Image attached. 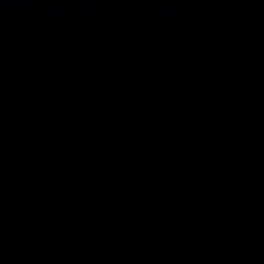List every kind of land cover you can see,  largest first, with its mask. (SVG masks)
<instances>
[{
	"label": "water",
	"instance_id": "1",
	"mask_svg": "<svg viewBox=\"0 0 264 264\" xmlns=\"http://www.w3.org/2000/svg\"><path fill=\"white\" fill-rule=\"evenodd\" d=\"M0 264H264V0H0Z\"/></svg>",
	"mask_w": 264,
	"mask_h": 264
}]
</instances>
